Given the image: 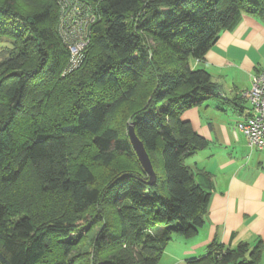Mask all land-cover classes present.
Returning a JSON list of instances; mask_svg holds the SVG:
<instances>
[{
    "label": "trees",
    "instance_id": "1",
    "mask_svg": "<svg viewBox=\"0 0 264 264\" xmlns=\"http://www.w3.org/2000/svg\"><path fill=\"white\" fill-rule=\"evenodd\" d=\"M84 1L98 19L82 63L63 78L69 54L56 0H0V37L10 43L0 52V264H40L53 249V264H159L174 236L192 238L205 225L210 189L196 175L210 177L185 160L207 142L181 115L218 93L191 63L242 14L264 24V0ZM111 87L118 92L102 94ZM129 105L121 134L116 116ZM129 125L149 156L152 185ZM120 157L137 169L98 180L93 167L108 171ZM106 210L110 218L96 214ZM96 224L76 259L70 236ZM262 249L213 243L185 264H256Z\"/></svg>",
    "mask_w": 264,
    "mask_h": 264
},
{
    "label": "crops",
    "instance_id": "2",
    "mask_svg": "<svg viewBox=\"0 0 264 264\" xmlns=\"http://www.w3.org/2000/svg\"><path fill=\"white\" fill-rule=\"evenodd\" d=\"M191 66L209 73L218 93L181 115L207 142L185 164L209 175L210 179L196 175V180L210 189V197L203 228L192 238L176 241L184 261L206 257L213 243L228 250L245 244L248 254L264 242V149L251 148L237 123L250 115V104L240 95L264 68V24L242 14L235 27L222 32L204 58ZM256 264H264V249Z\"/></svg>",
    "mask_w": 264,
    "mask_h": 264
},
{
    "label": "built area",
    "instance_id": "3",
    "mask_svg": "<svg viewBox=\"0 0 264 264\" xmlns=\"http://www.w3.org/2000/svg\"><path fill=\"white\" fill-rule=\"evenodd\" d=\"M57 35L69 54L67 70L77 69L83 61L91 37V26L98 16L84 0H56ZM250 104V115L237 123L251 148L264 149V68L251 77L250 88L241 93Z\"/></svg>",
    "mask_w": 264,
    "mask_h": 264
},
{
    "label": "rangeland",
    "instance_id": "4",
    "mask_svg": "<svg viewBox=\"0 0 264 264\" xmlns=\"http://www.w3.org/2000/svg\"><path fill=\"white\" fill-rule=\"evenodd\" d=\"M20 5L18 4V6L22 7L25 10L29 9L27 7L28 5L23 6L21 3H20ZM147 40H148L149 45L153 44V41L151 38H148ZM6 48H10V43L8 42V40L6 38L0 37V52L5 50ZM67 65H68V62L62 68L61 73H60V76L63 78L67 77L69 74L68 70H67ZM122 83H125V80H123ZM117 92H118V89L115 90L114 88L111 87L107 90L106 93L103 92L102 94L103 95L107 94L111 97ZM133 107H134L133 105H129V107H127V109L123 108L122 112L116 116V118H118V120H117V124H115V125H116V127H119L118 130L121 131V134L126 133V126H127L126 124L130 123V118H129V116L126 117L125 115H127V113H129L131 116V113L134 111ZM124 119H126L125 125H124ZM91 153L92 152L89 151L88 149L85 150L83 153H81V159H83L89 163L88 159H89ZM123 169H125L126 171H135L137 169V167H135V164H134L132 159H125L123 157H120L118 159V161L108 171H106L105 169L100 167V165L99 166L95 165V167H93V170H94L98 180H102V178H104V177L106 178V176H108L109 174L116 172V171L123 170ZM96 214L97 215L102 214L105 217L110 218L109 217L110 211H108V210L102 211V212L98 211ZM100 228H101V226L96 224V225L88 227V232L80 231L79 234L81 233L80 236H82V238H80V239L79 238L76 239V236H78V235L70 236V239H73V241H75V247H74V250H73L71 255L76 256V259L80 258L82 256V254L85 253L86 250H88L89 247L92 245L93 240H94L95 236L97 235V233L99 232ZM82 229H83V227H82ZM177 238L183 239V240L185 239L179 235L174 236L171 239V241L169 242V244L167 245V247L165 248V250L163 251V254L160 258L159 264H183V263H185V261L183 259L184 258L183 257V249L180 248L179 242L176 241ZM59 255H60V252L56 249H53L52 251H50L48 253L46 258L40 264H53L52 262L54 261V259L58 258ZM79 263H81V262H79Z\"/></svg>",
    "mask_w": 264,
    "mask_h": 264
},
{
    "label": "water",
    "instance_id": "5",
    "mask_svg": "<svg viewBox=\"0 0 264 264\" xmlns=\"http://www.w3.org/2000/svg\"><path fill=\"white\" fill-rule=\"evenodd\" d=\"M128 139L131 144L133 151L136 154L137 159L139 160L144 172L148 176L147 184L152 185L156 180V175L153 170L152 164L150 162L149 156L145 151V148L142 142L137 138L133 125H129L127 129Z\"/></svg>",
    "mask_w": 264,
    "mask_h": 264
}]
</instances>
